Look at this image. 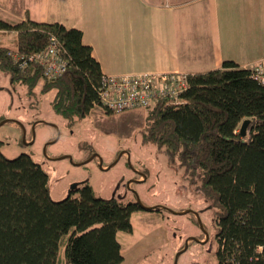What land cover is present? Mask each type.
I'll use <instances>...</instances> for the list:
<instances>
[{
  "label": "trees",
  "instance_id": "trees-1",
  "mask_svg": "<svg viewBox=\"0 0 264 264\" xmlns=\"http://www.w3.org/2000/svg\"><path fill=\"white\" fill-rule=\"evenodd\" d=\"M0 32L15 34L14 49L0 43V71L26 85L29 93L43 80L40 92L55 91L53 110L66 127L81 123L99 105L104 74L81 29L0 18ZM51 36L68 59L66 73L55 81L45 80L39 67L21 71L9 56L10 51L42 52ZM187 84L178 98L146 108L142 142L182 168L213 212L220 264H264V85L250 67L233 60L188 74ZM246 119L251 122L242 137ZM2 145L0 140V264L123 262L117 234L132 231L138 204L98 198L89 184L55 201L46 171L28 154L5 157Z\"/></svg>",
  "mask_w": 264,
  "mask_h": 264
},
{
  "label": "rangeland",
  "instance_id": "rangeland-1",
  "mask_svg": "<svg viewBox=\"0 0 264 264\" xmlns=\"http://www.w3.org/2000/svg\"><path fill=\"white\" fill-rule=\"evenodd\" d=\"M11 5L10 1L0 0L1 19L19 20ZM21 6H16L20 14ZM25 9L32 10L34 16L46 13L49 22L67 27L84 25V16L87 24L88 13L89 25L105 26L109 44L111 29L106 17L111 11L110 0H27L23 11ZM134 9L144 10L137 1H134ZM96 11L104 23H96ZM113 23L123 24L116 20ZM89 29L91 32L92 28ZM13 39V33H3L0 43L15 47ZM250 50H257V47H250ZM43 82L29 93L26 85L13 82L9 75L0 71V123L6 121L0 126L3 155L9 159L30 155L48 174L50 196L55 201L67 198L73 185L88 183L98 198L126 204L135 202L137 195L145 207L159 208L157 211L139 209L131 217L132 231L118 232L124 258L121 264H174L176 254L184 248L189 237L197 235L198 229L192 214L176 215L170 211L180 213L207 209V206L196 195L182 168L170 164L167 155L154 145L143 144L141 130L149 109L136 108L109 115L96 107L81 123L69 128L53 110L55 91L40 92ZM50 124L57 125L60 130L54 143L57 131ZM92 152H97L101 158L102 168L96 159L86 162ZM201 220L213 237L214 252L218 246L213 212L205 211ZM207 246L191 242L178 264H203ZM64 251L62 244L59 257L63 261Z\"/></svg>",
  "mask_w": 264,
  "mask_h": 264
},
{
  "label": "crops",
  "instance_id": "crops-1",
  "mask_svg": "<svg viewBox=\"0 0 264 264\" xmlns=\"http://www.w3.org/2000/svg\"><path fill=\"white\" fill-rule=\"evenodd\" d=\"M7 1L19 17L8 22L30 18L52 23L46 13L34 16L32 10L23 11L27 0ZM134 1L144 10L134 9ZM18 4H22L21 14ZM110 6L109 44L105 26L89 25L88 13L87 24L84 16V25L75 27L83 31L84 42L92 47L104 75H188L219 68L226 60L247 68L264 58V0H110ZM99 19L96 23H104ZM115 20L123 24L115 25Z\"/></svg>",
  "mask_w": 264,
  "mask_h": 264
},
{
  "label": "built area",
  "instance_id": "built-area-1",
  "mask_svg": "<svg viewBox=\"0 0 264 264\" xmlns=\"http://www.w3.org/2000/svg\"><path fill=\"white\" fill-rule=\"evenodd\" d=\"M9 56L23 72L42 70L45 80L55 81L68 69L65 51L55 36L49 38L46 50L24 55L10 51ZM253 77L264 85V58L249 65ZM187 74L145 72L124 75H103L97 107L113 114L136 108H147L162 99H173L187 89Z\"/></svg>",
  "mask_w": 264,
  "mask_h": 264
},
{
  "label": "flooded vegetation",
  "instance_id": "flooded-vegetation-1",
  "mask_svg": "<svg viewBox=\"0 0 264 264\" xmlns=\"http://www.w3.org/2000/svg\"><path fill=\"white\" fill-rule=\"evenodd\" d=\"M40 123V122H39ZM51 126H53L56 131H57V128L50 124ZM57 126V125H56ZM58 127V126H57ZM59 128V127H58ZM58 132V131H57ZM123 154V153H122ZM91 157H94L93 159H96L98 162L101 161V158L98 156L97 152H92V156ZM89 157V159L91 158ZM68 158V157H67ZM69 159V158H68ZM88 159V160H89ZM92 159V160H93ZM143 175H141L140 177H142ZM140 179V178H139ZM85 184H88V183H82V184H75L76 187L75 188H71V191H70V195L73 194V192H77L78 189H80L83 185ZM75 194V193H74ZM129 203H136L135 202H129ZM137 204V203H136ZM199 204V203H198ZM139 205V204H138ZM189 210H192L194 212H197L199 214V218L200 220L198 219V217L196 216V214L193 212V213H190L194 216V219H195V222H196V226H197V229H198V232H197V235L195 236H192V237H189L186 242L188 241V245L191 243V242H196L198 245H200L201 247L203 246H207L209 247V249L204 250V259H203V264H220V260H219V250H220V244H219V240H218V237H217V231H216V234H215V241L217 242V245L218 246V249L216 251L213 252L212 248L214 247L213 246V237L210 233V231L207 229V227L205 226V224L202 222L201 220V216L203 213H205V211L207 210H210L207 206V209L205 208H197L196 210L194 209H189ZM216 224V223H215ZM185 247V245H184ZM182 250V249H181ZM180 250V251H181ZM179 251V252H180ZM178 252V253H179ZM177 255V254H176ZM181 256V255H180ZM179 256V257H180ZM176 257V256H175ZM179 259V258H178ZM175 261V259H174Z\"/></svg>",
  "mask_w": 264,
  "mask_h": 264
},
{
  "label": "water",
  "instance_id": "water-1",
  "mask_svg": "<svg viewBox=\"0 0 264 264\" xmlns=\"http://www.w3.org/2000/svg\"><path fill=\"white\" fill-rule=\"evenodd\" d=\"M250 122H251L250 119H246V120L243 121V123H242V125H241V127H240V133H241V136H242V137H245V136L247 135V129H248V126H249ZM4 123H6V121H3L2 123H0V126L3 125ZM40 123L48 124V123L45 122V121H40ZM52 125H53V124H52ZM54 126L57 128V131H58V132H57V137L53 140L52 143L56 142V141L58 140L59 136H60V130H59V128H58L56 125H54ZM33 130H34V127H33ZM68 158L72 161V158H71L70 156H68ZM93 158H94V157H91V158H90L89 160H87L86 162L91 161ZM81 164H83V163H81ZM81 164H80V165H81ZM102 166H103V164H102V160H101V161H100V167L102 168ZM139 182H141V181H139ZM75 187H76V185H73V186H72V189L75 188ZM136 203L139 204V206H140L141 208H143V209H147V210H154V209H156V208H147V207H145L144 205H142L141 202H140V199H139V197H138L137 195H136ZM170 212L173 213V214H176V215H185V214L193 213L194 211H192V210H186V211H183V212H180V213H177V212H174V211H170ZM194 213L196 214V216H197L198 219L200 220V218H199V214H198L197 212H194ZM187 247H188V241L186 242L185 247H184L179 253H177V255H176V257H175L174 264H178V258H179V256H180L183 252H185V250L187 249Z\"/></svg>",
  "mask_w": 264,
  "mask_h": 264
}]
</instances>
